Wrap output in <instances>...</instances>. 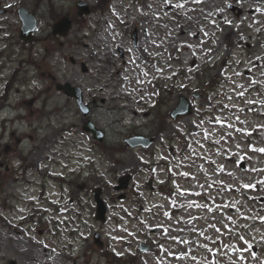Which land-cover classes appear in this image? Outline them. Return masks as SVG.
<instances>
[{
    "label": "rangeland",
    "instance_id": "obj_1",
    "mask_svg": "<svg viewBox=\"0 0 264 264\" xmlns=\"http://www.w3.org/2000/svg\"><path fill=\"white\" fill-rule=\"evenodd\" d=\"M77 1L53 0L52 13H75ZM86 1L94 11L48 40V19L33 42L19 36L16 12L0 15V264H110L97 231L118 255L139 253L137 264H264V0H240L241 17L232 0ZM50 75L81 85L86 100L98 96L90 116L107 132L104 146L75 102L47 89ZM187 90L202 94L192 115L166 120ZM159 94L165 103L155 107ZM142 131L157 142L127 147ZM128 171L136 175L118 199ZM150 175L177 190L180 209L152 192ZM98 186L105 223L95 216ZM146 235L152 248L142 252Z\"/></svg>",
    "mask_w": 264,
    "mask_h": 264
},
{
    "label": "water",
    "instance_id": "obj_2",
    "mask_svg": "<svg viewBox=\"0 0 264 264\" xmlns=\"http://www.w3.org/2000/svg\"><path fill=\"white\" fill-rule=\"evenodd\" d=\"M65 21H62L61 24L64 25ZM61 24H58L55 28V32L57 31H62L61 30ZM66 31L64 30L63 33H65ZM63 88L70 94H74L73 90L69 84H67L66 86H63ZM129 142L132 143V144H136V142H134V139H129ZM96 198H97V201H98V204H99V213H98V217L99 218H103L104 219V214H105V210H106V207H105V204L104 202L102 201V199L100 198L99 196V192H97L96 194Z\"/></svg>",
    "mask_w": 264,
    "mask_h": 264
},
{
    "label": "snow or ice",
    "instance_id": "obj_3",
    "mask_svg": "<svg viewBox=\"0 0 264 264\" xmlns=\"http://www.w3.org/2000/svg\"><path fill=\"white\" fill-rule=\"evenodd\" d=\"M261 151H264V149H262ZM185 175H187V174H185ZM246 187H249V186H246ZM261 219H264V218H261Z\"/></svg>",
    "mask_w": 264,
    "mask_h": 264
}]
</instances>
